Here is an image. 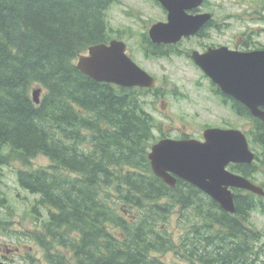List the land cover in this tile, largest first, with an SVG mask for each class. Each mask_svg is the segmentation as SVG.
<instances>
[{"label":"trees","instance_id":"obj_1","mask_svg":"<svg viewBox=\"0 0 264 264\" xmlns=\"http://www.w3.org/2000/svg\"><path fill=\"white\" fill-rule=\"evenodd\" d=\"M114 2L0 0V180L2 167H23L17 183L37 196L29 239L48 264H170L156 256L168 251L184 264H256L264 233L250 214L262 197L233 190L229 214L181 179L167 186L147 158L161 137L142 106L160 90L96 82L76 68L90 46L113 39ZM150 42L144 32V53L155 57ZM34 86L43 90L37 105ZM231 107L250 123L256 159L230 170L251 180L264 172V124ZM38 156L49 165L32 167ZM173 214L183 229L177 239L166 229Z\"/></svg>","mask_w":264,"mask_h":264},{"label":"water","instance_id":"obj_2","mask_svg":"<svg viewBox=\"0 0 264 264\" xmlns=\"http://www.w3.org/2000/svg\"><path fill=\"white\" fill-rule=\"evenodd\" d=\"M156 1L167 12V19L148 30L155 44H176L182 38L194 36L210 19L209 14L188 13L198 9L204 0ZM191 59L222 94L243 105L264 124V50L241 52L222 46L204 53L193 51ZM75 65L96 82L123 88L152 89L156 85L155 78L126 54L121 40L90 46ZM40 94L41 89L32 90L35 104H39ZM203 137V141L165 138L153 144L147 158L154 175L171 188L177 179L191 184L229 214L235 212L232 190L264 197L263 188L227 169L231 164L251 165L255 161L256 155L243 132L210 128Z\"/></svg>","mask_w":264,"mask_h":264},{"label":"rangeland","instance_id":"obj_3","mask_svg":"<svg viewBox=\"0 0 264 264\" xmlns=\"http://www.w3.org/2000/svg\"><path fill=\"white\" fill-rule=\"evenodd\" d=\"M212 9L220 18L227 13L243 14L244 21L233 23V27L223 32H210L208 37L187 39L178 48L183 53L197 50L203 45L220 44L233 47L234 36L242 34L247 28L260 30L258 43L264 47V0H209ZM253 16L254 20L249 18ZM107 21L117 36L128 46L135 61L148 70L157 79L160 93L147 94L142 99V106L155 122L153 134L155 140L159 137L178 138L188 135L192 138L202 136L203 126L210 124L213 128H237L246 131L250 123L241 120L233 114L231 109L218 105L209 99L207 86L197 83L201 79L200 72L192 65L185 55L171 59H147L141 48L142 35L156 22L165 21V13L151 0H115L107 12ZM202 84H205L202 81ZM40 87L34 86L31 90ZM43 91L41 92L42 95ZM209 99V100H208ZM226 125V126H225ZM251 147V146H250ZM48 158L38 156L32 160V167L49 164ZM23 167L15 162L2 167L0 180V198L4 199V206H0V244L14 249L22 248L20 254L42 257V250L29 238L27 234L35 228L31 205L37 196L31 195L17 183L16 172ZM253 183L264 189V172H257L250 178ZM263 184V186H261ZM262 207L250 214V222L264 233V197ZM162 227H164L162 223ZM167 231L173 239H177L183 232L178 222L177 214H173L166 224ZM22 234V235H21ZM261 250L256 264H264V241L259 244ZM156 256L165 263L184 264L173 252L168 251ZM18 260L20 256H16ZM35 264H47L36 261Z\"/></svg>","mask_w":264,"mask_h":264},{"label":"flooded vegetation","instance_id":"obj_4","mask_svg":"<svg viewBox=\"0 0 264 264\" xmlns=\"http://www.w3.org/2000/svg\"><path fill=\"white\" fill-rule=\"evenodd\" d=\"M153 2L158 7H160V9H162L164 11L165 21H166V15H167L166 11L156 1L153 0ZM211 7H212V4L209 2V0H204L202 5L198 9L188 11V13L192 14V15H197V14H209L210 15L209 21L199 30V32L196 35L189 37V38H186V39H182L176 45L155 44L153 42H150L151 44L158 46L156 51H152V52H157L156 56L151 57V59H154V58L171 59V58H173V56L180 58L183 55H185V57L191 61L192 65L200 72L201 79L199 80L197 85L198 86H200V85L201 86L202 85L207 86V89L210 93L209 99L211 98L213 101H216V103L218 105H222V106L228 107L230 109L231 108V104H230L231 100L228 97H226L224 94H222L221 91L218 89V87H216L215 85L212 84L210 79L198 67H196L193 64V62L190 58L192 51H198L199 53H204L209 48L216 49V48L222 47L223 45H220V44L203 45V46L197 48V50H191L190 52H187V53H183V51H181L178 48V46L181 45L182 42L187 40V39L188 40L189 39L200 40L202 38L208 37L210 32H214V31L223 32V31H226V30H229L230 28H232L234 26L233 23L244 21V18L242 17L243 14L241 15V14H235V13H227V14H224L220 18L217 14H215V10L212 9ZM249 20L253 21L254 20L253 16H251L249 18ZM237 35H240V36H238V38H236V36H234L233 47H231V46H224V47H227V48L234 50V51H241V52H248V51L264 49V47L261 45V43H258V40H257L258 39L257 37H259V35H260V30H254L251 28H247V30L245 32H242V34H237ZM140 45H141L140 48H141L142 52H144L143 49L146 46L142 47V44H140ZM153 46H152V48L155 50V47H153ZM126 52L135 61V56L130 54L128 46L126 47ZM147 53L148 52L144 53V56L147 59H149V56ZM202 81H204L205 84H202ZM235 116L237 117L236 114H235ZM237 118H239L241 120H245V117H243V116H239ZM203 127H204L203 131H204L205 129L213 128L215 126H211L210 124H207L206 126H203ZM180 138H182V135L178 137V139H180ZM194 139L202 141L203 136H201V137L199 136L198 138H194ZM228 169H229V171L233 172L232 170H230V167ZM23 235H25L27 238H29L28 233L23 234ZM21 249L22 248H20V247H16L14 249H11V248H9V246L0 244V262L5 263V264H35L36 261H43V262L47 263L45 256L43 254V250L41 248L40 249L42 250V255H43L42 257L30 256L28 253H26V256H23L22 254H20ZM16 256H20L21 259L18 260Z\"/></svg>","mask_w":264,"mask_h":264}]
</instances>
